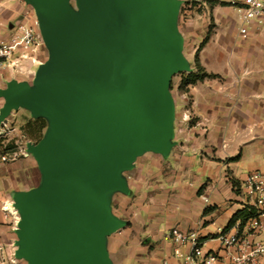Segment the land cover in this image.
I'll return each mask as SVG.
<instances>
[{
  "label": "water",
  "instance_id": "1",
  "mask_svg": "<svg viewBox=\"0 0 264 264\" xmlns=\"http://www.w3.org/2000/svg\"><path fill=\"white\" fill-rule=\"evenodd\" d=\"M47 50L30 82L0 88V123L23 108L47 121L26 151L40 182L10 194L15 257L28 264H112L106 237L125 222L110 206L145 152L166 156L173 75L188 71L180 0H23Z\"/></svg>",
  "mask_w": 264,
  "mask_h": 264
},
{
  "label": "crops",
  "instance_id": "2",
  "mask_svg": "<svg viewBox=\"0 0 264 264\" xmlns=\"http://www.w3.org/2000/svg\"><path fill=\"white\" fill-rule=\"evenodd\" d=\"M25 6L22 0H4L0 42L9 39L18 21L35 18L23 14ZM261 39L264 43V32ZM260 41L230 54L216 48L201 50V67L216 76L188 87L192 124L174 134L175 145L166 156L146 152L136 157L132 168L123 173L128 192H114L110 197L113 214L125 222L106 237L112 264H162L163 259L187 264L188 247H179L180 256L175 255L176 246L167 238L174 227L197 230L205 251L222 253L216 234L232 230L237 220L243 222L238 218L228 225L235 213L253 209L240 183L251 171L264 173V45ZM43 52L39 51L40 57ZM11 79L30 80L14 78L0 66V88ZM2 104L0 97V108ZM31 159L36 164L30 154L18 161ZM36 169L31 186L19 187L15 176L7 177L8 185L2 186L8 194L33 189L40 182L37 164ZM202 196L208 198L207 204ZM2 217L7 218L4 213ZM238 233L247 234L243 223ZM254 238L262 240L263 235Z\"/></svg>",
  "mask_w": 264,
  "mask_h": 264
},
{
  "label": "rangeland",
  "instance_id": "3",
  "mask_svg": "<svg viewBox=\"0 0 264 264\" xmlns=\"http://www.w3.org/2000/svg\"><path fill=\"white\" fill-rule=\"evenodd\" d=\"M3 2L4 0H0L1 8L3 7ZM70 5L74 7V0H70ZM24 13L27 17H29L28 14L32 18L35 17L33 9L29 5L25 6V12H23V14ZM237 28V13L234 9L219 0H180L177 29L182 38L181 55L188 65V71L185 70L173 75L170 81L171 87L169 93L173 105V118L171 124L173 137L171 142L175 139L174 134L178 133L180 129L189 127V125L192 124L191 113L186 102V92L190 85L183 89L178 88V86L181 78L189 72L196 70L194 65L195 53H197L199 60V54L204 48L208 50L216 48L226 54H230L231 50L237 48L240 50L252 48L250 44L254 40H261L260 44L264 45V43H262L263 39H261V34L264 32V25L259 30L251 29L244 34H237ZM13 33H15V29L10 32V35ZM253 34L255 36H253ZM206 36H208V39L204 45L201 46L200 44ZM238 37L240 38L238 39ZM238 43H241L240 47L236 46ZM39 58L42 62L46 60V49ZM36 69L37 65H33V70ZM209 75L213 77L208 78H214L216 76L214 74ZM30 81L31 80H29V82ZM27 117L32 118L30 117V113L23 108L12 110L7 118H11L9 122L11 127H13V132L8 137L9 141L4 143L5 146L0 143V264H28L26 260L17 259L15 257V250L17 248L15 245V241L17 240L15 227L17 222L14 223V220L10 217L6 219L2 217V213H4L2 207L6 201L7 204H10L12 209L15 210L12 205L13 201L10 194H8L7 189L2 186L3 183L8 185L6 178L9 176L19 177V187L31 186L34 179L32 177L35 176L36 178V164L32 159L30 161H18L23 155L17 153V155L12 156L11 154V152H17L20 147H25L26 149L27 144H36L35 141L26 139L20 130ZM45 122L46 127L42 131V137L46 134L48 129L47 121ZM25 152L24 156L29 154L27 151ZM2 220H4L5 223L2 222Z\"/></svg>",
  "mask_w": 264,
  "mask_h": 264
},
{
  "label": "built area",
  "instance_id": "4",
  "mask_svg": "<svg viewBox=\"0 0 264 264\" xmlns=\"http://www.w3.org/2000/svg\"><path fill=\"white\" fill-rule=\"evenodd\" d=\"M237 13L239 34L251 29L259 30L264 25V0H219ZM2 23V9L0 5V24ZM15 33L8 40L0 42V66L7 70L12 77H25L32 80L33 65H39V51L45 50L37 21L21 20L16 23ZM27 81V80H25ZM29 82V80H28ZM13 132L10 122L6 119L0 123V143L5 146L9 135ZM25 147H20L12 156L24 155ZM243 194L252 203L253 213L242 220H237L230 231H220L215 239L219 242L222 253L205 251L201 237L197 230L181 231L174 227L167 232V238L176 246L174 253L180 256L179 247H188L185 256L187 264L196 260L199 264H261L264 255V173L251 171L240 183ZM205 204L208 198L201 197ZM7 206H6V205ZM4 217H10L14 223L18 221V214L7 201L2 207ZM243 223L246 235L238 233V227ZM263 235L262 240L254 236ZM162 264H174L163 259Z\"/></svg>",
  "mask_w": 264,
  "mask_h": 264
},
{
  "label": "trees",
  "instance_id": "5",
  "mask_svg": "<svg viewBox=\"0 0 264 264\" xmlns=\"http://www.w3.org/2000/svg\"><path fill=\"white\" fill-rule=\"evenodd\" d=\"M208 36H206L203 41L201 42V46L204 45V43L207 41ZM194 65H195V71L189 72L186 74L183 78L180 80V84L178 88L183 89L187 88V86L192 85L196 83L197 81H201L204 78L213 77L209 74H207L204 69L201 67L197 53L194 55ZM171 87V84L169 86V89ZM46 127V122L43 118H34V119H28L20 128L23 136L28 140H33L35 142L39 141L42 138V131ZM253 213L252 210L247 211V208H244L237 213H235L228 225L232 224L236 219L242 218L245 219L249 215Z\"/></svg>",
  "mask_w": 264,
  "mask_h": 264
}]
</instances>
